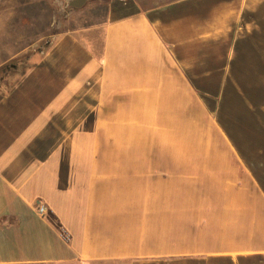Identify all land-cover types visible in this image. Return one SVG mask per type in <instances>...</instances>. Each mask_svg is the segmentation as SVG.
Listing matches in <instances>:
<instances>
[{
    "label": "crops",
    "instance_id": "0c3cea01",
    "mask_svg": "<svg viewBox=\"0 0 264 264\" xmlns=\"http://www.w3.org/2000/svg\"><path fill=\"white\" fill-rule=\"evenodd\" d=\"M0 264H264V0H126L0 91Z\"/></svg>",
    "mask_w": 264,
    "mask_h": 264
},
{
    "label": "rangeland",
    "instance_id": "374dc122",
    "mask_svg": "<svg viewBox=\"0 0 264 264\" xmlns=\"http://www.w3.org/2000/svg\"><path fill=\"white\" fill-rule=\"evenodd\" d=\"M70 1L0 0L1 92L14 89L61 35L101 27L109 8L126 0H85L80 9L70 8Z\"/></svg>",
    "mask_w": 264,
    "mask_h": 264
},
{
    "label": "water",
    "instance_id": "95a60500",
    "mask_svg": "<svg viewBox=\"0 0 264 264\" xmlns=\"http://www.w3.org/2000/svg\"><path fill=\"white\" fill-rule=\"evenodd\" d=\"M85 0H72L69 2L68 6L70 8L80 9L84 6Z\"/></svg>",
    "mask_w": 264,
    "mask_h": 264
},
{
    "label": "built area",
    "instance_id": "2783aa9c",
    "mask_svg": "<svg viewBox=\"0 0 264 264\" xmlns=\"http://www.w3.org/2000/svg\"><path fill=\"white\" fill-rule=\"evenodd\" d=\"M37 213L40 215V216H44L46 214V210L43 206H37Z\"/></svg>",
    "mask_w": 264,
    "mask_h": 264
}]
</instances>
